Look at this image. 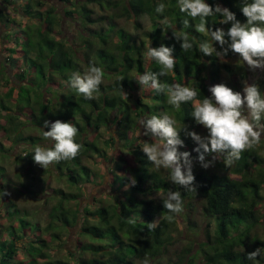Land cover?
I'll return each instance as SVG.
<instances>
[{
  "label": "trees",
  "instance_id": "obj_1",
  "mask_svg": "<svg viewBox=\"0 0 264 264\" xmlns=\"http://www.w3.org/2000/svg\"><path fill=\"white\" fill-rule=\"evenodd\" d=\"M13 1L0 0V3L3 6H10L15 2ZM23 1L24 4L18 5V8L23 10L31 20L28 22H31L29 25L41 26L42 31L39 30V36L45 37L46 45H41L39 48L29 47L26 42L27 34L21 31L23 26L17 28V25L20 26L17 21L13 22L16 34L13 35L11 32L0 34V39H6L13 35L12 41L15 44L14 47L8 49L10 51L8 61L0 62V82L2 83L0 85L5 88V91L0 93V108L7 110L10 108L8 104L15 102L16 108H20L19 111L23 110L28 116H31L30 123L33 121L32 124L43 126L45 120L59 119L64 122L71 121L76 125L79 129L76 141L83 145L79 155L74 159L55 163L56 170L59 171V174L66 176L69 185H75L78 188L84 182L89 181L91 170L82 160L90 157L91 154L95 153L106 162L113 161L111 163L113 166L109 169L111 175H109L108 186L114 194L115 204L114 206H98L95 210L86 204L81 209L84 221L81 233L87 235L91 241L78 244L75 249L76 253L73 254L75 264H134L135 258L149 257L153 259L161 255L170 238L168 231L171 226H175L178 215L173 214L174 219L169 221L167 219L169 213L163 206L165 198L157 200L147 196L153 191L164 193L180 191L184 205L185 201L192 197L202 198L204 213L214 219L215 234L213 237L208 235L206 240L197 244L198 248L195 249L193 255L202 258L201 264H255L256 262L261 264L259 263L261 257L258 256L255 262L248 260L247 254L264 244V241L252 236L253 229L262 222L257 216L256 210L262 199V184H264L262 162L264 159L252 151L243 152L241 158L235 161L233 169L235 173L241 175L240 177H232L223 173L207 174L200 167L194 166L196 192H189L182 186L173 184L166 175L157 170L139 148V144H136L142 137L148 141L152 138L142 135V132L139 135L133 134L134 131L142 129L138 125V120L153 114L167 113L176 119L178 128L185 126L187 131H192L198 125L191 116L193 102L184 103L180 109H175L167 103L165 94L157 93L153 89H150L151 95L147 97L136 95L135 91L138 88L141 90L136 81L138 75L145 71H160V66L144 55L148 48V46L146 47L147 41L154 48L163 44L174 49L175 69L166 76L159 77L161 82L169 84L179 82L196 87L200 90L197 99L211 97L208 84L218 83L221 68L227 70L231 76L235 75L236 69L229 64H221L215 53L212 56H204L195 47L184 52L180 47V42L173 37L171 29L162 24L164 17H167L177 31L190 32L192 36L201 41L210 40V36L195 31L194 25L199 23V19L192 20L186 14L181 13L177 6V0H61L71 7V9H64L65 14L78 17L86 30H89L85 35L80 32L81 48H77L62 38L58 39L51 35L50 30L57 21L54 18L55 12L52 5H49L44 11L41 10L47 0ZM206 2L213 7L216 4L227 7L236 14V18L241 23L246 22V18L240 11L241 0H206ZM160 3L166 5L163 14L155 12L156 6ZM89 4H95L103 10H113L112 16L107 15L110 18L107 22L104 21L105 15L92 17L93 10L88 7ZM142 15L148 16L150 29L138 38H134L125 28L116 26L113 17H134L135 26L139 28L138 18ZM185 19L190 22V27L187 29L183 25ZM220 20L219 15L209 17L208 26L212 30L220 27L227 30L231 26L230 23L219 24ZM3 21L8 22L9 19L0 7V22L4 24ZM28 23L25 22V25ZM95 23L97 27L95 31H92L90 24ZM114 35L116 39L110 42ZM214 47L217 51H222L218 43H214ZM19 50L23 51L22 55L19 54ZM29 50H32L33 55H28ZM79 52H82L81 57ZM14 54H19L22 58H17ZM233 57L239 58L238 54L231 51L227 56H224L226 59ZM90 63L101 67L106 79L99 86V91L95 93V99L92 100L85 99L82 94L68 87L66 83L73 72L83 73L85 71L83 65L85 64L88 68ZM8 68L13 70V76L20 80L30 76L33 86L18 88L9 84ZM241 70L242 74H245V70ZM36 74L41 76L44 82L34 81ZM56 74L61 80L59 83L53 82ZM113 75L116 77L110 81L109 77ZM49 82L52 83L50 88L56 87V99L52 93H48V89L46 91L41 89V86L44 87ZM45 92L51 94L46 98V101L43 100ZM124 92L127 93V96L124 95ZM48 103L50 105H47ZM6 119L12 124L16 121L14 126H19L22 123L19 121L18 114L7 112ZM111 126L116 127V136L112 134L103 140L105 147L110 146L112 149V155L107 157V151L99 145L101 135L98 136V134L102 129H110ZM18 128H15V132H17V139L21 140ZM0 130L6 132L8 127L3 123L0 125ZM180 137L184 141V149L192 145L193 141L190 136L186 135L185 130H181ZM26 139L34 143L33 137H25ZM118 140L121 142L119 153L113 154ZM0 149H3L1 143ZM121 150H125L126 153L122 154ZM129 156L133 157L131 163L127 162ZM197 156L198 154H192L194 160ZM218 165L223 166L222 163ZM250 167H256L258 171L250 175L248 174ZM0 169L2 170V167ZM132 177L136 180L135 186H131L130 178ZM3 180L5 183L0 182V227L5 222H8V225L6 224L3 239H1L2 233L0 232V264H16L22 260L19 256L20 250L28 255V259L23 261V264H40L38 258L46 256L42 252L45 248V240L39 239L37 234L43 229L38 222H28L26 219L18 217V209L10 202L8 195H4L10 182L4 178ZM21 183L20 185L23 187L24 184ZM127 185L128 187H126ZM23 188L27 189V192H33L30 187L29 189L24 185ZM16 189L22 190L18 187ZM54 192L64 196L65 191L60 188ZM66 192L69 197L64 198L68 201L76 200L79 196L75 192ZM77 202L76 205L79 204ZM58 207L59 210L68 214L71 209L68 203L66 207L60 205ZM55 210V208H51L46 227L51 236L50 239L58 238L59 229H66L67 226L72 225L80 214V207L71 209L72 221H70L67 216H63V212L57 215ZM160 215L162 217L157 221V227L154 230H149L147 225ZM54 216H56V221ZM91 217L97 221L89 222ZM14 218L17 220L16 225L12 223ZM129 219L135 220V223L129 224ZM207 225L209 226L208 223ZM32 232L38 241L32 239L31 242L24 243L23 247L17 245V241L22 239L24 233L28 235ZM35 241L40 244H36ZM88 253L92 256L86 257L85 254ZM43 262L46 264H68L61 260ZM192 262L193 258L190 257L183 264Z\"/></svg>",
  "mask_w": 264,
  "mask_h": 264
},
{
  "label": "rangeland",
  "instance_id": "obj_2",
  "mask_svg": "<svg viewBox=\"0 0 264 264\" xmlns=\"http://www.w3.org/2000/svg\"><path fill=\"white\" fill-rule=\"evenodd\" d=\"M15 1V2H14ZM13 4L10 6L4 5L0 3V7L2 8L3 12L8 16L9 21L4 22L2 24L0 22V34L2 33H13L16 34L17 32H14V25L17 21V24L20 23V26L17 25V28H21V31L25 32L26 35V42L29 47L33 48H39V46L44 45L46 40L45 37L39 36V30L40 32L42 29L41 26H35V25H29V21H31L25 12L23 10H20L18 8V5L24 4L23 0H14ZM17 1V2H16ZM121 1V0H119ZM49 5H52L54 7V18L57 21L54 23V25L51 28V35H54L55 38H62L64 41H66L69 44H72L74 47L81 48L80 45V32H83V34H88V31L86 30L85 26H83L82 22L78 19L76 16H72L71 14H65L64 9L68 8L71 9V7L61 0H47V3L44 4L42 11L45 10ZM89 8L93 10L92 17H97L101 15H105V22L108 21V16H112L113 10L111 9H105L98 7L95 4H89ZM116 26L123 27L127 31H129L134 38L142 37L144 32L146 30L150 29V20L147 15H142L138 18V21L140 22L139 28L135 26V18H124V17H117L113 16ZM29 20H28V19ZM3 20V19H2ZM28 20V21H26ZM25 22L28 23L25 25ZM24 24V25H22ZM29 25V26H28ZM92 27V31H95L96 23L90 24ZM45 27V26H44ZM14 28V29H13ZM17 31V30H16ZM19 34V33H18ZM8 36L6 39H0L1 45H0V62H3L6 60L8 61V57L10 55V51H8L9 48L14 47V42L12 41V37ZM113 36V35H112ZM111 36V37H112ZM44 38V39H43ZM116 39L115 35L112 37L110 42L112 40ZM46 45V44H45ZM150 46V42H146V47ZM19 54H23L22 50L18 51ZM28 55H33L32 50L28 51ZM81 53L79 52V56L81 57ZM19 54H14L17 58H22L19 56ZM25 55V54H24ZM23 55V56H24ZM18 59L19 61H21ZM221 64H229L232 68L236 69L235 75L231 76L230 73H228L227 70L224 68H221L218 83H225L227 86L233 88L235 91H241L243 90L244 82L247 81L249 84L251 83H257L260 86V89L262 92H264V70L257 69L254 72L251 71L246 65H244L243 61L240 60L238 57L233 58H224L219 57ZM15 60V61H18ZM147 61V60H146ZM20 63V62H19ZM83 65V64H82ZM84 69L86 70L87 67L85 64L83 65ZM9 67V66H7ZM241 67V68H238ZM21 67L19 68V70ZM240 69V70H239ZM245 70V74H242V70ZM13 70H10L8 68V75L10 77L9 84L15 85L16 87H22V86H33L32 82H30V76H28L25 79L16 78L13 76ZM116 76L109 77L110 81L114 80ZM34 81H43L41 76L36 74L34 77ZM53 82H60L59 76L56 74L54 75ZM106 80L103 78V81ZM44 82V81H43ZM0 84H2L0 82ZM51 82H49L44 87L41 86V89L43 91H46L48 89V93H52L53 97L56 99V87L53 88L49 87L51 86ZM37 85V84H36ZM209 87L213 86L211 83L208 84ZM49 87V88H47ZM151 88H146L142 92L138 88L135 93L137 96L142 95L143 97H147L151 95ZM5 88L0 85V93L4 92ZM47 92H45L43 96V100L46 101V98L51 96ZM59 93V92H58ZM1 96V95H0ZM9 100V98H7ZM8 103V102H7ZM6 104V103H5ZM8 105H10L9 109H1L0 108V125L3 123L6 124L8 127V131L3 132L0 130V143L3 147V149H0V167H2V170L0 169V182H4V179H7L10 183L8 187H6L7 193H9L8 198L10 199V202L15 205V207L18 209V217H22L23 219H26L28 222H38L40 224V227L43 229L42 232H39L37 234V237L39 239L45 240V248H43L42 252L47 256L44 258H38L40 264H46L45 262L42 263V261H46L47 263L56 262L58 260H61L63 262H66L68 264H75L73 261V254L76 253L75 249L78 246V244L82 242H89L91 239L87 235H83L81 233V226L83 224V213L82 208L84 205H89L92 210H95L98 206H114L115 199L114 194H112L110 187L108 186V181L110 180L111 172L109 169L112 168V162H106L105 160H101V158L98 157L95 153L91 154L90 157H86L82 160V162L89 167L91 170V175L89 178V181L84 182V184H81L76 188L75 185H69L68 180L66 176L59 174V171L56 170V165L53 164L49 166L47 169L41 168L39 165L35 164L32 160V151L36 145H45V146H51L52 141L51 140H45L43 138V131H47V128H43L42 125H38L36 123L32 124L30 123L31 116H28L25 111L20 110V108H16V103L10 102ZM47 105H50L49 103ZM11 114H18L19 115V121H21V125L14 126L15 123H17L15 120V123H9L6 119V113ZM34 115V114H33ZM7 121V122H6ZM55 121V120H52ZM18 128V131L20 132L22 137L21 140L17 139V132H15V128ZM115 126H111L110 129H102V131L99 132L98 136H100V142L99 145L107 151L106 156L112 155V149L110 146L105 147L103 144V140L107 139L110 135L114 134L116 136L115 132ZM143 129L136 130L133 132L134 135H139L141 132L143 133ZM192 131L197 132L200 135H207V130L201 126L197 125L196 128L192 129ZM143 135V134H142ZM33 137L34 143L26 139L25 137ZM147 142H155L153 139L148 141L145 139V137L140 138L136 142V144H139V148L142 149L143 143ZM193 141V140H192ZM121 142L118 140L116 142V148L113 151V154L119 153V144ZM197 147L195 142H192V145L188 148H181V151H188L192 154H197L193 149ZM252 151L253 153H256V155L262 157L264 159V136L261 138V142L259 145L255 146L253 149L248 150ZM122 154L126 153L125 150H121ZM133 157H128V163H131L133 161ZM206 159H211V156H207ZM101 161V162H100ZM219 163H222V167L218 165ZM194 166H198L201 169H203L207 174L210 173H223L228 174L232 177H240L238 173L234 172L235 168V162L231 166H226L223 162V158H219L214 167H209L208 169H204L200 166L196 160H194ZM193 166V168H194ZM262 167L264 168V161L262 162ZM158 170V169H157ZM159 171L166 175L169 178L168 170L165 169H159ZM248 174H255L258 171V168L256 167H250ZM117 173H120L117 171ZM3 178H2V176ZM22 182V183H21ZM20 183L25 185L27 188H31L33 192H27L23 187L20 185ZM16 187L22 188V190H17ZM128 187V185H127ZM262 199L259 205H257V216L261 219L262 222L258 226H256L252 231V236L256 237L257 239L264 241V184H262ZM29 188V189H30ZM63 189L64 196L61 193H55L54 190L56 189ZM125 188V187H124ZM75 192L79 196L76 200H66L64 197H69L67 195V192ZM114 191V190H113ZM46 192V193H45ZM118 193V192H116ZM168 193V192H167ZM167 193H164L162 191H153L149 195H147L149 198L154 199H160V198H166ZM79 202L78 205H76V202ZM60 202V203H59ZM77 202V203H78ZM68 203L69 208L76 209V207H80V214L77 217V220L72 224L67 226L66 229L61 228L59 229L58 238L50 239L51 236L48 234L47 231V222L49 219V212L51 208H55L56 214L59 215V213L63 212L59 210L60 208L58 205L66 207ZM58 207V208H57ZM71 209L68 211V213L63 212V216H67L68 220L72 221V214ZM56 215V216H57ZM56 216H54V219L56 221ZM162 216L156 217L154 220L157 223V221ZM153 220V221H154ZM91 223H95V219L93 217L89 218L88 220ZM8 222L3 223L2 227H0V232L2 233L1 239H3L5 235V230L7 227ZM10 223V221H9ZM13 224H17L16 218L12 220ZM209 224V226L207 225ZM7 224V225H6ZM34 224V223H33ZM33 224H31L33 226ZM175 226H171L169 233V241L166 244V248L164 252L161 255L156 256L153 259H150L149 257H146L149 261V264H183L186 260H188L190 257L193 258V262L191 264H201V259L199 257H195L193 255L196 248H198L197 244L204 239L206 240L207 236L213 237L215 234V222L214 219L208 215H206L203 211V200L201 197L195 196L190 199H187L185 201L183 212L178 214L176 218V222L174 224ZM174 229H177L176 231ZM33 232L26 235V233L23 234L22 239L17 241V245L20 247H23L24 243H29L32 241V239H38L36 236H33ZM38 241V240H37ZM95 242V241H94ZM36 243V241H35ZM97 243V242H96ZM36 244H40L39 242ZM257 248L264 249V244H261ZM86 257L92 256L91 254H85ZM20 260L16 264H23V261L28 259V255L24 253L23 250H20ZM261 257V264H264V254L260 255ZM19 258V259H20ZM145 260V257L135 258L134 264H143V261ZM18 261V260H16ZM257 261V260H256ZM255 261V262H256ZM256 262L255 264H257Z\"/></svg>",
  "mask_w": 264,
  "mask_h": 264
},
{
  "label": "clouds",
  "instance_id": "obj_3",
  "mask_svg": "<svg viewBox=\"0 0 264 264\" xmlns=\"http://www.w3.org/2000/svg\"><path fill=\"white\" fill-rule=\"evenodd\" d=\"M177 6L181 13L186 14L192 20L199 19L194 25L195 31L209 39L198 40L187 31H177L176 27L164 17L162 24L171 29L176 41L184 52L194 47L204 56L217 57L227 56L231 51L238 54L241 61L251 71L264 70V0H241L240 11L246 18L241 23L236 14L227 7L216 4L215 7L206 0H177ZM166 5L160 3L156 6L155 12L163 14ZM219 15V24L230 27L215 28L208 26V18ZM184 28L190 27L188 19L183 21ZM214 43H218L222 51H217ZM174 49L161 44L159 47L149 46L144 54L146 58L154 60L159 66V72L145 71L136 78L140 85L141 92L151 88L157 93H163L167 97V103L175 109L181 105L193 102L191 116L198 125L207 130V135H200L195 131H187L185 126L178 128L177 121L167 113L162 115H150L138 120L143 135L151 137L155 142L145 141L142 151L156 169L168 170L169 180L182 186L189 192H196L195 176L193 173L194 158L188 151H181L184 141L180 137L181 130L186 131L197 147L193 149L198 156L196 162L204 169L214 167L219 158H223L226 166H231L241 158L245 151L259 145L264 136V92L259 84L244 82L243 90L235 91L225 83H217L210 86L208 91L211 97L197 99L199 89L189 84L162 83L159 77L166 76L176 66V58L173 55ZM104 71L95 64L83 72L75 71L66 82L67 86L82 94L85 99H95V93L103 83ZM127 96V93L124 92ZM43 138L51 140V146L36 145L32 151V160L43 169L59 163L76 158L83 145L76 141L79 129L71 121L64 122L59 119L55 121L45 120ZM211 156V159H206ZM131 186H135L136 180L130 178ZM127 187V186H126ZM4 195L9 193L4 192ZM163 206L169 213L167 219L171 221L174 215L183 212L184 204L180 191H169L163 199ZM129 224L135 220L129 219ZM149 230L157 227L155 220L147 225ZM264 254V249L256 248L247 254V259L255 261ZM143 264H149L147 258Z\"/></svg>",
  "mask_w": 264,
  "mask_h": 264
}]
</instances>
